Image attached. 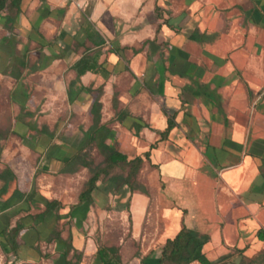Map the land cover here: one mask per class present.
Returning <instances> with one entry per match:
<instances>
[{
  "label": "crops",
  "instance_id": "obj_1",
  "mask_svg": "<svg viewBox=\"0 0 264 264\" xmlns=\"http://www.w3.org/2000/svg\"><path fill=\"white\" fill-rule=\"evenodd\" d=\"M10 16H0V101L40 150L42 173L35 184L32 168L10 164L17 181L0 178V233L24 226L16 254L0 252L27 263L70 221L57 264L68 250L100 264L99 242L118 247L121 264H159L183 227L210 237L211 264H264V0H23ZM66 104L84 116L74 126L88 125L75 140L95 105L108 145L129 159L149 153L135 190L96 189L92 205H76L78 183L65 180L80 147L64 144Z\"/></svg>",
  "mask_w": 264,
  "mask_h": 264
},
{
  "label": "trees",
  "instance_id": "obj_2",
  "mask_svg": "<svg viewBox=\"0 0 264 264\" xmlns=\"http://www.w3.org/2000/svg\"><path fill=\"white\" fill-rule=\"evenodd\" d=\"M22 2L23 0H0V16L4 11L8 10L11 13L10 18L14 19L22 10ZM92 114L94 115V123L88 129L87 138L82 146H94L99 154L104 157V165L92 169L91 175L85 181L83 188L80 189L76 205H81L83 203L92 205V194L96 189H112L117 191L123 185H128L132 191L135 190L138 173L144 161L149 159V153H146L144 157L137 156L133 159H129L127 155L108 145L106 140L110 130L106 124L99 123L98 110L95 105L92 108ZM173 124L172 118L169 117L168 127L165 132H163V136L168 135ZM8 136V132L0 128V161L3 150L1 141L6 140ZM79 151L70 159L77 157ZM117 170H120L121 173H117ZM0 178L9 182L16 179V176L9 167H6L0 174ZM46 208H48V205H46ZM23 227L24 226L18 222L15 227H6L1 231L0 235L3 237L4 242L0 241V245L4 252H9L10 250L16 254V240ZM209 239L210 237L206 234H201L195 230L183 227L174 238L166 241L163 246L162 257L159 264H189L194 260H200L204 264H211L205 259L202 252L203 246ZM63 254L66 257L67 264L80 263L82 254H78L76 250L71 257H69V250ZM97 256L100 260V264L122 263L119 248L116 246H106L105 244L99 243ZM73 260H75V262H73Z\"/></svg>",
  "mask_w": 264,
  "mask_h": 264
},
{
  "label": "rangeland",
  "instance_id": "obj_3",
  "mask_svg": "<svg viewBox=\"0 0 264 264\" xmlns=\"http://www.w3.org/2000/svg\"><path fill=\"white\" fill-rule=\"evenodd\" d=\"M57 97V100H59L60 95L55 94ZM61 103V101H59ZM54 110L49 109L48 114L49 116L52 115V113L56 112ZM39 112V111H38ZM16 111L12 108V104L8 100L0 101V128L2 130H6L8 132V138L4 140L2 143V148L5 151V156L3 157V160L0 161V174L2 171L6 168H10V164H15L17 166H20L21 168H32V172L34 175V183L36 184L37 178L41 175V169L39 168L41 166L42 162V154H39L38 151L33 147L32 144V150L30 149L31 143L23 140V136L20 135V133L25 132L21 130L20 126L17 129L16 125L14 124V118ZM23 118L29 117L31 113L27 112L26 115L24 114V111H22ZM36 115L38 113H35ZM45 114V113H44ZM62 115L65 116V119L67 120L66 124L64 125L63 129L66 134H69L67 132H70V135H67V137L71 136V133L74 129L82 128L86 129L88 125H73V119H77L76 121L85 120L83 115H79L78 113L73 112L69 108H66L61 112ZM32 116V115H31ZM40 126H29L30 129L34 130ZM83 126V127H82ZM45 128H47L48 131H51L53 129L54 132H56L57 128L59 126L56 125H45ZM72 138L70 140H66L64 144L66 147H70L72 145H75L76 147H80L83 145L85 140L76 139L75 135L72 133ZM36 143V142H35ZM30 147H29V146ZM70 165H68L69 170L73 171L75 173V181L74 180H65V183L68 182L69 184L75 182V186L78 183L79 189L83 188V185L85 181L89 178L91 175L92 169L103 166L104 165V157L99 154L98 150L95 149L94 146H82L81 150L77 154V157L73 158L72 160L68 161ZM67 164V163H66ZM11 169V168H10ZM117 173H121L120 170L116 171ZM29 174V173H28ZM52 177L56 178L57 176L54 174ZM17 181L16 179L11 180V182L14 184ZM61 179H56V183H61ZM67 184V183H66ZM70 187H73L71 185ZM36 191V190H35ZM57 210V208H56ZM44 211V207L40 205L39 203H33V213L36 215L40 212ZM55 213H59V211H55ZM58 215V214H57ZM61 219V217H59ZM70 224V221H67L64 225L61 224V221H59L58 225L55 226V229L53 233L50 235L51 238L48 239L44 243H39L37 245V250L39 252V255H36L33 259L28 261L27 263H23L19 258H14V256H9L8 254H5L2 250L0 252V264H57L56 260L54 259L55 254L53 253V250L56 248L55 241L58 239V232L59 234L67 229V226ZM100 233V232H99ZM58 235V236H57ZM98 237H100V234H98ZM104 238L102 236L99 238V241L103 242ZM100 243V242H99ZM71 257V255H69Z\"/></svg>",
  "mask_w": 264,
  "mask_h": 264
}]
</instances>
